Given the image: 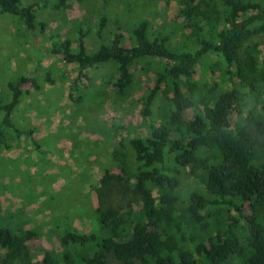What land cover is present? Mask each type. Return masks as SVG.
<instances>
[{"label":"trees","instance_id":"1","mask_svg":"<svg viewBox=\"0 0 264 264\" xmlns=\"http://www.w3.org/2000/svg\"><path fill=\"white\" fill-rule=\"evenodd\" d=\"M41 1L0 0V14L33 28V9ZM68 1L45 2L64 10ZM163 1L177 4L181 33L193 39L192 46L173 44L143 16L125 38L115 32V21L109 29L107 9L99 11L91 50L84 41L87 29L72 38H48L45 58L60 56L64 64L77 65L70 88L85 70L111 64L105 85L126 97L135 84L134 67L147 69L157 60L159 70L141 97L144 130L111 150L117 171L102 168L90 229L71 221L60 230L61 247L34 259L27 245L33 230L0 228V264H264V53L259 43L247 42L264 32V0ZM118 2L132 12L130 0ZM107 32L113 33L108 44ZM210 57L206 67L220 70L219 79L195 78L194 67ZM38 79L56 81L44 70L21 75L7 82V100L0 95L5 149L13 146L9 131L15 138L33 133L16 127L12 113L23 94L38 89ZM187 107H193L191 119L184 118ZM186 175L197 186L181 203L177 189Z\"/></svg>","mask_w":264,"mask_h":264},{"label":"rangeland","instance_id":"2","mask_svg":"<svg viewBox=\"0 0 264 264\" xmlns=\"http://www.w3.org/2000/svg\"><path fill=\"white\" fill-rule=\"evenodd\" d=\"M45 1L33 9V28H28L17 16L0 14L1 97L8 99L7 82L21 75L37 76L44 70L56 79L54 84L36 80L38 89L23 94L20 105L12 113L16 127L25 131L32 129L33 133L15 138L9 131L7 142L13 146L5 149L0 145V228L16 233L33 230L36 235L27 245L34 259H40L45 251L61 247L60 230L71 221L78 229H90L89 212L97 204L94 187L102 168L113 165L112 170L117 171L111 150L123 138L144 130L141 97L154 85L159 70L157 60L151 61L147 69L134 67L135 84L126 97H119L105 85L113 70L111 64L85 70L86 76L70 88L77 65L64 64L60 56L45 58L48 38H72L80 28L87 29L89 33L84 41L87 50H91L96 44L93 33L99 11L107 9L109 29H113L115 21V32H121L125 38L136 20L143 16L169 34L173 44L193 42L181 33L183 19L177 15L178 6L174 1L166 4L163 0H130L132 12L127 11L128 5L125 10L123 5L119 7L118 0H69L64 10H53L50 5L54 0H48L50 5ZM112 36L113 33L107 32L103 42L108 44ZM247 42L259 43L264 53V32L252 35ZM212 60L210 57L194 67L195 78L219 79L220 70L210 73L206 67ZM47 65L52 69H42ZM192 117L193 107L185 108L184 118ZM236 119L232 114L231 123ZM194 186L197 184L184 176L177 189L179 202H186ZM118 199L122 203L126 201L123 195Z\"/></svg>","mask_w":264,"mask_h":264}]
</instances>
